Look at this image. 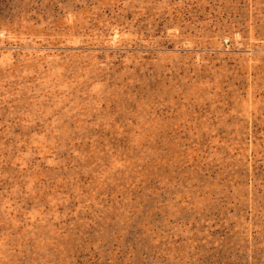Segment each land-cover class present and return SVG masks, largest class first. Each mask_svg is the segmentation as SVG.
<instances>
[{
    "label": "rangeland",
    "instance_id": "374dc122",
    "mask_svg": "<svg viewBox=\"0 0 264 264\" xmlns=\"http://www.w3.org/2000/svg\"><path fill=\"white\" fill-rule=\"evenodd\" d=\"M0 264H264V0H0Z\"/></svg>",
    "mask_w": 264,
    "mask_h": 264
}]
</instances>
